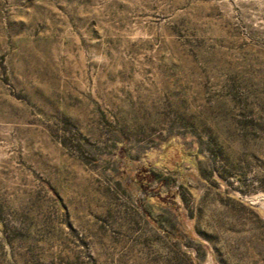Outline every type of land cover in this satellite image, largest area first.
Returning a JSON list of instances; mask_svg holds the SVG:
<instances>
[{
  "label": "rangeland",
  "instance_id": "rangeland-1",
  "mask_svg": "<svg viewBox=\"0 0 264 264\" xmlns=\"http://www.w3.org/2000/svg\"><path fill=\"white\" fill-rule=\"evenodd\" d=\"M0 264H264V0H0Z\"/></svg>",
  "mask_w": 264,
  "mask_h": 264
},
{
  "label": "trees",
  "instance_id": "trees-1",
  "mask_svg": "<svg viewBox=\"0 0 264 264\" xmlns=\"http://www.w3.org/2000/svg\"><path fill=\"white\" fill-rule=\"evenodd\" d=\"M167 171H170V170H168L166 167H164Z\"/></svg>",
  "mask_w": 264,
  "mask_h": 264
}]
</instances>
